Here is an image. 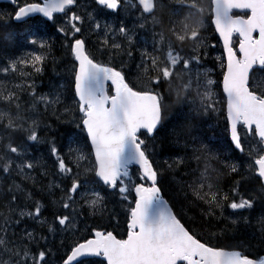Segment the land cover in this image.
<instances>
[{
	"label": "snow or ice",
	"instance_id": "obj_1",
	"mask_svg": "<svg viewBox=\"0 0 264 264\" xmlns=\"http://www.w3.org/2000/svg\"><path fill=\"white\" fill-rule=\"evenodd\" d=\"M11 3L16 5L11 15L14 21L27 22L37 18L23 34H10L8 39H23L29 45L50 49L51 45L42 38V33L54 28L64 37V47L72 57L69 84L79 118L73 116L71 120L78 131L69 136L67 159L54 142L50 145L54 174L59 182H49L48 195H55L53 188L59 189L61 195L52 201L59 208L49 223L43 217L44 205L34 199V192L23 186V181H31L33 187L39 181L32 174L36 164L26 158V144L23 141L17 143L15 135L24 131L27 141L42 142L39 122L22 116L18 91L0 84V104L6 106L0 108V173L12 179L6 189L0 187V195L7 198L3 206L5 211H0V264H54L52 257L57 255L59 248L65 247L64 234L79 230L77 224L84 206L93 214L103 213L107 210L109 196L119 197L114 203L124 208L126 236L115 234L121 222L119 213L113 211L109 218L113 230L92 228L93 238L71 246L70 252L65 253L66 258H60L61 264H84L78 258L88 256L103 257L106 264H264V258H250L237 250L244 246V241L228 248L213 245L196 230L194 216L182 222L186 215L183 206L174 211L164 199L165 175L156 166L155 144H150L161 128L166 91L175 92L178 100L187 99L184 94L191 90L195 80L199 108L204 114L217 111L213 90L216 81L211 78V69L205 67V61L217 47L209 43L213 38L208 34L211 29L218 34L223 48L222 54L215 59L223 69L226 130L230 134L231 150L241 156L246 153L250 162L246 166L243 162L226 165L230 174L239 177L233 182L230 202L228 193L219 189L214 191L211 183L188 187L192 188L195 199L206 205L200 213L204 219L216 218L217 209L223 217L225 202H228L227 208L236 217L231 221L234 226L251 224L244 211L254 208L257 196L236 197L241 182L256 179L260 183V198L264 199V0H210L207 17L202 0H175L179 7L172 11V16L179 15L182 9L188 10L179 29L175 21L169 19L168 31L178 44L166 36L163 20L157 16L158 9L169 6L164 0H138L144 22L131 29L123 21L118 29L111 24L102 28L94 15L102 9L118 11L121 0H42L22 5L19 0H11ZM149 18L151 46L149 49L148 40L141 37L144 43L140 45V59L135 65L137 79L141 82L136 85L124 71L123 57L135 59L134 50L138 44L135 28L145 30ZM101 30L105 38L97 50L108 57L107 63L98 61L88 51L89 39L85 36V32L99 34ZM185 42H191L187 51L183 48ZM49 54L32 52L25 58L10 60L0 71L7 76L9 72H16L18 65H30L33 73L40 74ZM117 58L120 59L119 69L113 64ZM22 75L30 73L22 72ZM185 76L188 82L174 87V81ZM13 87L21 92L31 89L30 110L43 104L47 111L61 103V89L65 86L56 85L51 94L42 95L36 94L34 83L25 82ZM241 128L246 130V136L256 138L247 151ZM183 162L184 158L177 156L172 163L165 161V164L173 168ZM133 164L137 166L135 174L130 171ZM13 172L20 177L21 183L13 178ZM48 174L45 169L40 176ZM181 193L187 199L183 185L176 194ZM21 198L31 201L32 207L28 209L27 204L21 207L18 203ZM25 217L46 226L49 235L41 233L37 236L34 230L27 228L19 237L14 230L9 234V229L21 224ZM261 224L264 225V220ZM261 231L264 233V227ZM57 237H61L59 245ZM261 242L264 243V236Z\"/></svg>",
	"mask_w": 264,
	"mask_h": 264
},
{
	"label": "trees",
	"instance_id": "obj_2",
	"mask_svg": "<svg viewBox=\"0 0 264 264\" xmlns=\"http://www.w3.org/2000/svg\"><path fill=\"white\" fill-rule=\"evenodd\" d=\"M20 1L26 2V0ZM168 9L162 11V18L169 24L170 18L173 21L176 19L167 12ZM15 10V7L10 6L8 12L0 13V70H2L12 58L17 56H23L22 58H25L32 52L50 54L44 64V71L42 73H33L30 65H18V70L16 72H9L7 76L0 71V84L6 85L9 90L16 91L17 89H15L13 85L24 84L25 82L34 83L36 94L41 95L48 90V85L50 83L55 82V80L52 81V77H54L56 73L61 77L63 75L67 82H69L71 80L72 57L69 55L68 49L64 47L66 41L62 34H58L55 30H50L44 38V40L51 45L50 49H40L38 46L29 45L23 39L19 41L16 39H8L10 34L13 36L23 34L36 20L35 18H31L27 22L17 23L11 19V15L14 14ZM207 16H209V14H207L206 17ZM210 33L214 35L212 30ZM104 38L105 37L98 36L92 39L89 41L88 48L97 58L108 60L106 55L102 56L97 50L100 47V42ZM109 40H111V38ZM123 59L126 68H132V64L131 66L129 65L133 60H129L127 56L123 57ZM60 60H67V67L62 68L59 62ZM113 63L120 65V59L117 58ZM22 72L30 73V75H22ZM218 78L220 80L221 75ZM131 81L136 85H139L141 82L137 80ZM48 82L50 83L48 84ZM17 91L22 101L21 115L38 120V133L42 141L39 143L27 141V132L24 131L15 134L16 138L19 137L17 140L21 139L27 146L26 158L32 160L36 164V170L32 174L37 176L38 181L41 180L35 187H33L31 181H23V186H25L27 190L34 192V199L39 200L44 205L43 217L47 218L49 223H51L53 220V213L59 208V205L53 204L52 201L57 200L61 193L59 189L53 188L52 191L55 195L49 196L47 185L50 181L58 183L59 179L54 174L56 170L53 167L54 158L51 156L50 150L46 151L44 149L46 145H44L42 149L44 152H42L40 151L41 146L38 144H42L46 137L52 139V141L58 140V143H55V145L67 159L70 146L69 136L78 131L74 123H71L73 116L77 119L79 118L76 105L72 101L73 89L71 86L61 89V103L55 105L53 108H49L47 111L44 110L43 104H37L38 107L36 106L34 110H30L31 89H25V91L22 92L19 90ZM164 95L165 97L167 96V98L164 99L161 128L155 141H150V144H155L156 155L154 159L156 166L163 170L165 175L163 195L169 200L175 211H179L181 206H183L184 212L186 213L183 222H186L190 217H195L197 222L196 230L201 232L203 238L211 244L228 248L229 246L237 245L240 241H244V246L239 249L250 257H258L260 248L262 247L264 250V245L260 247L257 246L260 236L257 228L262 229V227H264V225L261 224L263 219L259 216L257 211L258 206L261 205V201L259 202L260 183L256 179H249L241 182L239 186V196L236 198L239 199L240 196L248 198L249 196L256 195L257 201L252 210L244 211V215L250 218L251 224L246 226L241 223L238 226H234L231 221L236 217L232 215V210L227 208V203L230 202L233 195L231 192L233 182L238 180L239 177L230 174L226 165L231 163L240 164L243 162L246 166L250 161L246 154L241 156L231 150L232 146L228 131L226 130L227 122L225 121L224 114L217 115L216 113L213 114V112L204 114L201 109L191 107L190 103L186 102V99L178 100L174 92L166 91ZM5 107V105L0 104V108ZM25 108H27V110ZM66 108L69 109V111L66 112ZM14 110L15 108L11 109L13 113L16 111ZM49 125L51 126L50 128L48 127ZM25 127H27V124ZM63 141H65L64 145ZM67 144L69 145L67 146ZM0 151H2V147H0ZM177 156L183 157L184 162L179 166L169 168L168 165L165 164V161L172 163L173 159ZM195 157H199V159ZM45 169H47L49 174L43 177L40 176V173ZM134 171H136V169ZM202 173H205V175L202 176ZM13 176L17 183H21L20 177L17 176L15 172H13ZM207 178L211 180L214 191L219 189L221 192H226L229 195V201L225 202L223 217H220L219 209L216 210V218L204 219L200 215L201 210L205 209L206 205L195 199L192 188L195 185L198 186L202 182L206 184ZM11 183L12 179L6 178L4 174L0 173V187L6 189ZM180 185L184 186V191L188 194L187 199H185L183 193L180 195L176 194ZM188 185H191L192 188H189ZM40 189H43V191ZM204 190L207 191V188ZM118 199L119 197L109 196L107 210L103 213L96 212L93 214L85 205L83 208V215L80 217L81 225L84 226L83 231L88 232L91 230L90 228H92V226H97L102 229L107 227V230H113L110 226L109 218L110 214L115 211L119 213V220L121 222V226L116 230V234L126 236L124 208L114 203V201ZM6 202L7 198L0 195V211H5L3 206ZM18 203L21 207L25 204L28 205V209L32 207L31 201H26L23 198H21ZM0 222H2V217H0ZM25 228L30 231L34 230L37 236L41 233L49 235L46 226L42 227L36 221L28 219L27 217L23 219L21 224L10 228L9 234L14 230L17 233V237H19ZM56 243L59 245L58 239Z\"/></svg>",
	"mask_w": 264,
	"mask_h": 264
},
{
	"label": "flooded vegetation",
	"instance_id": "obj_3",
	"mask_svg": "<svg viewBox=\"0 0 264 264\" xmlns=\"http://www.w3.org/2000/svg\"><path fill=\"white\" fill-rule=\"evenodd\" d=\"M35 1H38V0H35ZM40 2H42V0H39ZM164 3L166 5H169L168 7H165L163 9H158L157 10V16L160 17L162 20H163V26H164V30H167V32H165L166 36H168L169 34V37L173 39V42L178 44L179 42L178 41H175V38L172 37L171 33L168 31L169 27H170V24H168L163 18H162V11L165 10V9H168L167 12H169V14L171 15L172 11L175 9V8H178L179 5L175 3V0L174 2H172V0H164ZM128 8L127 10V27L128 28H134L135 25H138L139 23L141 22H144L141 20V16H142V10L140 9L138 3L136 2V0H130V2L127 3V5L125 4V0H121V6H120V9L116 12V13H111V12H108V14L110 15H118L120 13L123 12L124 9ZM102 10H107V9H102ZM89 11H92V9L90 8ZM185 14H188V10L187 9H184V10H181L180 14L177 15V16H173L178 19L175 20V23L178 21L179 23L176 24L177 26V29L180 28L181 26V22H182V18L183 16H185ZM242 14V13H241ZM94 15H96V19L99 20V22L102 20L101 18V13L100 11L98 12H95ZM182 15V16H181ZM39 18V17H38ZM115 19V20H114ZM110 21L111 24H114L115 25V29H118V27L120 26L119 25V21H118V17H114V18H111V19H108ZM116 21V22H115ZM185 21V20H183ZM189 23L191 22V20L188 21ZM151 19L149 18V21L147 22V25H146V29L145 30H141L139 29L138 27L135 28V31H136V34H137V40H138V44H137V50H134L135 54H137L140 58V45L144 43V40L141 39V37H143L144 39H147L148 40V47L150 49V46H151ZM211 29H209V35H211L210 33ZM214 34V32H213ZM43 35V33H42ZM85 36L88 37V39H91V37H94L96 36L95 33L93 34H89L88 32H85ZM213 38L209 41V43H214L217 45V47L211 51V54H210V57L205 61L206 62H209L210 64L212 63V60H211V57H214L213 54L216 53V52H223V49H222V46L217 38L216 35H211ZM234 40H238V37H234ZM187 43V45L185 46V48H187L188 50V47L191 46V42H185ZM61 63V66L62 68H65L67 67L68 65V62L67 60H63V61H59ZM139 62V60L137 61V63ZM135 63L133 66H132V76L137 79V69L135 67V65L137 64ZM60 71V70H59ZM58 72V70H57ZM56 77H58L59 75L56 73L55 75ZM188 82V77L185 76L183 77L180 81H176L175 82V86H180L184 83H187ZM49 84V83H48ZM60 84H63L65 87H68L70 86L69 82H67L66 78L62 75V78L60 79L58 85ZM193 84H195V80H193ZM51 83L48 85V88L51 87ZM214 114V112H213ZM241 134H242V138L245 140V148H246V151H247V148L249 146V144H252V143H255V139L256 138H253V137H250V136H246L245 133H246V130L241 128ZM72 147H75L76 145L75 144H71ZM260 191V189H259ZM260 197V196H259ZM261 201V205L258 206V214L259 216L262 217V219L264 220V199H259V202ZM80 227L81 228H84V226L81 225V220H80ZM260 236H259V239H258V247L260 246H263L264 243L261 242V237L263 236L264 233H262L261 229L257 228ZM80 232H81V229H80ZM82 233V232H81ZM92 233V231H91ZM91 233H83L82 237L84 239H89L93 236V233L91 235ZM76 235H79L77 232H69V233H65L63 238L65 240V247H61L59 249V251L57 252V255L55 257H52L53 261L54 262H60V258L63 257L65 255V253L68 251V249L70 250L71 246H73L75 244L74 241H77L79 240L80 238L82 237H78ZM59 239H61V237H59ZM69 240V242L66 243V241ZM80 241V240H79ZM73 242V243H72ZM259 253V257L258 258H262L264 256V250L263 248L261 247L260 250L258 251ZM88 261V260H87ZM98 261H102L101 259H99Z\"/></svg>",
	"mask_w": 264,
	"mask_h": 264
},
{
	"label": "bare ground",
	"instance_id": "obj_4",
	"mask_svg": "<svg viewBox=\"0 0 264 264\" xmlns=\"http://www.w3.org/2000/svg\"><path fill=\"white\" fill-rule=\"evenodd\" d=\"M177 23H179L178 21L176 22V24ZM165 32H167V30H164ZM168 36H169V34H168ZM134 57L137 59V60H139L140 58H139V56L137 55V54H135V52H134ZM43 78V77H42ZM53 78V80L52 81H54L55 80V82L54 83H51L52 85H51V87H49L48 88V90L44 93V94H46V93H52L53 91H54V86H56V85H58V83H59V81H60V79L62 78L60 75L58 76V77H56V76H54V77H52ZM51 78V79H52ZM42 80V79H41ZM48 81H50V80H48ZM48 83H50V82H48ZM42 86V85H41ZM17 91V90H16ZM25 91V90H24ZM28 92V91H27ZM29 93V92H28ZM23 94V93H22ZM21 94V95H22ZM43 94V93H42ZM41 94V95H42ZM26 95V94H25ZM29 99V98H28ZM25 101V100H24ZM27 103V102H26ZM31 103V102H30ZM28 105V104H27ZM39 105V104H38ZM38 105H37V107H38ZM14 109V108H13ZM26 110H27V108H25ZM24 109V110H25ZM29 109V108H28ZM40 109V108H39ZM15 111V110H14ZM27 115V114H26ZM17 138H19V137H17ZM44 138H45V136H44ZM19 140H21V139H19ZM19 140H17V143H18V141ZM22 141V140H21ZM65 141H66V139H65ZM65 141H63V145L65 144ZM53 142L54 143H58V140H53ZM50 143H52V139H50V138H45V140H44V142L42 143V144H38L39 146H41V148H40V151H42V152H44L42 149H43V146L44 145H46V148H44L46 151L48 150L49 151V146H50ZM62 145V146H63ZM69 144H67V146H68ZM36 154V153H35ZM41 155V154H40ZM14 177V176H13ZM55 177V176H54ZM53 177V178H54ZM208 180V181H207ZM39 181H41V180H39ZM211 183V180L209 179V178H207L206 179V184L207 183ZM42 186V185H41ZM195 187H197L196 185L195 186H193V188H195ZM45 188H47V187H45ZM45 191V190H44ZM47 191V190H46Z\"/></svg>",
	"mask_w": 264,
	"mask_h": 264
},
{
	"label": "rangeland",
	"instance_id": "obj_5",
	"mask_svg": "<svg viewBox=\"0 0 264 264\" xmlns=\"http://www.w3.org/2000/svg\"><path fill=\"white\" fill-rule=\"evenodd\" d=\"M128 2H130V0H128ZM202 3L205 5V7H206V9H207V6H208V4H207V0H202ZM6 11V8L4 7V6H0V12H5ZM188 14H185V16H183V18H182V21L184 20V18L187 16ZM188 22V21H187ZM178 24V23H177ZM216 56H219V54L218 53H216ZM16 60V59H15ZM214 80V79H213ZM214 81H216V80H214ZM191 91V90H190ZM189 91V92H190ZM46 94H51V93H46ZM50 97H51V95H50ZM21 142V140H19L18 141V143H20ZM53 142V141H52ZM50 145H51V143H50ZM49 150H50V146H49Z\"/></svg>",
	"mask_w": 264,
	"mask_h": 264
},
{
	"label": "water",
	"instance_id": "obj_6",
	"mask_svg": "<svg viewBox=\"0 0 264 264\" xmlns=\"http://www.w3.org/2000/svg\"><path fill=\"white\" fill-rule=\"evenodd\" d=\"M4 1L11 2V0H0V2H4ZM108 83H110V82H108ZM134 165H135V164H134ZM90 257H96V256L80 257V258H78V259L82 260V259L90 258ZM102 259H104V258L102 257Z\"/></svg>",
	"mask_w": 264,
	"mask_h": 264
}]
</instances>
